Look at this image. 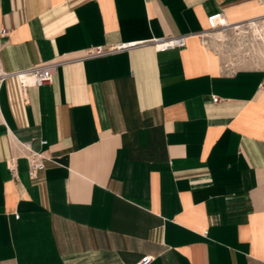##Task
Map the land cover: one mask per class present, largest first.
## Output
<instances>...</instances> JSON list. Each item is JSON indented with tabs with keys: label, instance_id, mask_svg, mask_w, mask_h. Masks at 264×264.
I'll use <instances>...</instances> for the list:
<instances>
[{
	"label": "crops",
	"instance_id": "crops-1",
	"mask_svg": "<svg viewBox=\"0 0 264 264\" xmlns=\"http://www.w3.org/2000/svg\"><path fill=\"white\" fill-rule=\"evenodd\" d=\"M218 12L232 28L202 40ZM263 18L264 0H0L1 72L186 36L0 81V264H264V62L235 34Z\"/></svg>",
	"mask_w": 264,
	"mask_h": 264
},
{
	"label": "built area",
	"instance_id": "built-area-1",
	"mask_svg": "<svg viewBox=\"0 0 264 264\" xmlns=\"http://www.w3.org/2000/svg\"><path fill=\"white\" fill-rule=\"evenodd\" d=\"M231 28H232L231 25L227 23L222 12H218L215 14H211L207 17V29L204 32L200 33V36L203 40L207 30L208 31L215 30L224 34L227 30H230ZM6 33H7L6 29L0 30V35H5ZM146 44H151L156 52H163L174 48L184 47L186 44V36L185 35L160 36L148 40L120 42L117 44H111L106 46H102V45L91 46L89 48H86L83 51V53L76 58H53L51 60L38 62L22 70H16L13 72H1L0 81H2L7 77L14 76L18 78L20 82V86L23 90H26L29 87H39L51 81L55 70L60 65L73 61L114 54L117 52L129 50L131 48H135ZM213 101L216 102L217 98H213ZM42 143H45V141H42ZM24 148L28 152L27 155L28 176L30 178H34L37 175V172L41 170L44 166L43 165L44 157L40 152H36L32 150L28 143L24 145ZM9 169L12 171L13 167L9 166ZM154 259H155L154 256L145 255L131 264H150L153 262Z\"/></svg>",
	"mask_w": 264,
	"mask_h": 264
},
{
	"label": "rangeland",
	"instance_id": "rangeland-1",
	"mask_svg": "<svg viewBox=\"0 0 264 264\" xmlns=\"http://www.w3.org/2000/svg\"><path fill=\"white\" fill-rule=\"evenodd\" d=\"M264 20L261 19L260 22H262ZM242 32H239V30H237V34L239 35V39H238V42H240V39L242 38H245V37H248L250 39V43L252 44L251 45V48H252V51H251V48L249 49H244L243 52H249L250 51V57H257V59H262V61L264 62V45L263 43L260 41H257L255 38H253V33L251 32V27L249 26L248 24V27L246 29H243L241 28ZM241 45V44H239ZM242 52V51H241ZM233 55V54H232ZM248 55V56H249ZM231 56V55H230ZM236 56V55H234ZM231 60V59H230Z\"/></svg>",
	"mask_w": 264,
	"mask_h": 264
},
{
	"label": "bare ground",
	"instance_id": "bare-ground-1",
	"mask_svg": "<svg viewBox=\"0 0 264 264\" xmlns=\"http://www.w3.org/2000/svg\"><path fill=\"white\" fill-rule=\"evenodd\" d=\"M255 20V19H254ZM254 20H252L249 23V26L251 27V32L253 33V38H255L257 41H260L263 43L264 45V20L262 22H255ZM250 21V20H249ZM239 27H237V30H239V32H242L241 28L238 29ZM244 29V28H243ZM236 30V31H237ZM235 31V34H237V32ZM238 35V34H237ZM221 38H223V35H220ZM226 36V35H225ZM239 36V35H238ZM237 36V37H238ZM214 38V37H213ZM221 38L219 39V42L221 40ZM1 73V70H0Z\"/></svg>",
	"mask_w": 264,
	"mask_h": 264
}]
</instances>
